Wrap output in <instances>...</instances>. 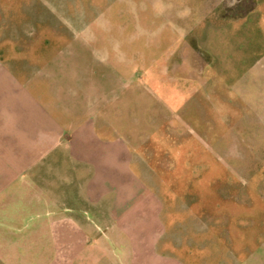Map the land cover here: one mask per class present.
Instances as JSON below:
<instances>
[{
    "label": "rangeland",
    "instance_id": "obj_1",
    "mask_svg": "<svg viewBox=\"0 0 264 264\" xmlns=\"http://www.w3.org/2000/svg\"><path fill=\"white\" fill-rule=\"evenodd\" d=\"M166 1L0 0V51L56 56L73 87L100 86L117 101L136 137L166 140L163 159L176 170L152 173L163 254L181 264H264V22L256 26L253 12L209 13L196 30L199 47L209 34V71L194 74L176 67L184 43L197 39L158 11ZM206 60L193 51L190 63ZM110 237L116 248L119 236Z\"/></svg>",
    "mask_w": 264,
    "mask_h": 264
},
{
    "label": "crops",
    "instance_id": "obj_2",
    "mask_svg": "<svg viewBox=\"0 0 264 264\" xmlns=\"http://www.w3.org/2000/svg\"><path fill=\"white\" fill-rule=\"evenodd\" d=\"M160 7L184 39H197L184 43L176 68L199 75L209 71V34L199 47L196 30L209 13L253 12L256 26L264 22L261 0ZM194 12L199 22L189 21ZM193 51L207 62L193 67ZM69 73L51 54L0 51V264H181L158 249L166 225L152 173L176 170L163 159L166 140L136 137L116 100L100 86L76 89ZM115 235L118 261L106 245Z\"/></svg>",
    "mask_w": 264,
    "mask_h": 264
}]
</instances>
